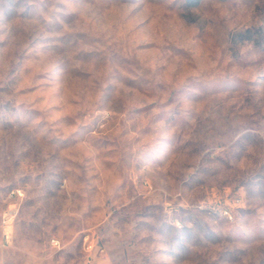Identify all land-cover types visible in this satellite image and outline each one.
<instances>
[{
  "label": "rangeland",
  "instance_id": "rangeland-1",
  "mask_svg": "<svg viewBox=\"0 0 264 264\" xmlns=\"http://www.w3.org/2000/svg\"><path fill=\"white\" fill-rule=\"evenodd\" d=\"M0 264H264V0H0Z\"/></svg>",
  "mask_w": 264,
  "mask_h": 264
},
{
  "label": "built area",
  "instance_id": "built-area-1",
  "mask_svg": "<svg viewBox=\"0 0 264 264\" xmlns=\"http://www.w3.org/2000/svg\"><path fill=\"white\" fill-rule=\"evenodd\" d=\"M13 192L21 194V190L20 189L13 190ZM225 212H226V214L231 216V214H230V212L228 210H225ZM88 239H89V236H87V238H86L87 242H89L88 245H87V248L89 250H92L94 248V244L92 242L88 241ZM51 241H52L53 244H59V242H60V240L57 239V238H52Z\"/></svg>",
  "mask_w": 264,
  "mask_h": 264
}]
</instances>
